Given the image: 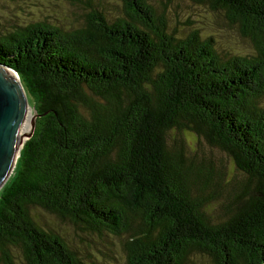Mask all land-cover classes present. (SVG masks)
Wrapping results in <instances>:
<instances>
[{
    "label": "trees",
    "instance_id": "trees-1",
    "mask_svg": "<svg viewBox=\"0 0 264 264\" xmlns=\"http://www.w3.org/2000/svg\"><path fill=\"white\" fill-rule=\"evenodd\" d=\"M62 1L82 11L70 28L43 16L0 34L37 114L0 193V264H264V0H192L251 41L243 56L150 0H118L117 16Z\"/></svg>",
    "mask_w": 264,
    "mask_h": 264
},
{
    "label": "rangeland",
    "instance_id": "rangeland-1",
    "mask_svg": "<svg viewBox=\"0 0 264 264\" xmlns=\"http://www.w3.org/2000/svg\"><path fill=\"white\" fill-rule=\"evenodd\" d=\"M150 2L155 10L159 12L167 10V17L170 20L168 24L172 29L179 32L185 31L186 33L197 31L204 38H213L215 41V49L222 56H225L224 54L228 52L242 56L252 52L251 41L243 37L239 29L230 24L226 17L212 13L210 9L208 10V8L196 5L192 0H150ZM122 8L123 6L120 1L108 0L106 11H108L111 16H117L119 10ZM43 16L53 18L61 22L62 26L65 25L70 28L69 23H72L74 18L77 19V21L82 20V11L71 7L62 0H0V34L12 33L16 30V26L31 21H38V18ZM82 24V22H78L76 27H81ZM30 101L33 100L30 98ZM30 105L34 107L32 103ZM190 137L192 139H188V142L193 149L195 147V139L192 136ZM29 139L31 138L27 137L25 143ZM203 150L207 152L205 156L206 160L219 161L220 154L216 151H211L208 144L203 145ZM20 155L21 152L20 154L18 153L17 159ZM227 182H229V178ZM226 198V195L220 197L218 203L220 204L226 201ZM44 218L51 223V227L55 228L59 233L66 235L69 240H72L76 244L77 249L82 250L86 248L94 250V246L96 245L93 246L88 242L85 239L87 236L82 233V231L80 232L76 229L77 227L75 228L70 222L59 221L51 215H44ZM81 239H83L85 246L81 244ZM99 248L100 253H106L105 249ZM118 257V262L115 261L114 264H124L122 255ZM19 258L21 261H17L16 264H23L22 257L19 256ZM24 264H26L25 261ZM191 264L213 263L207 257L193 255L191 257Z\"/></svg>",
    "mask_w": 264,
    "mask_h": 264
},
{
    "label": "water",
    "instance_id": "water-1",
    "mask_svg": "<svg viewBox=\"0 0 264 264\" xmlns=\"http://www.w3.org/2000/svg\"><path fill=\"white\" fill-rule=\"evenodd\" d=\"M18 74L0 63V189L17 159L21 129L26 119V97ZM34 116L33 131L35 132Z\"/></svg>",
    "mask_w": 264,
    "mask_h": 264
},
{
    "label": "bare ground",
    "instance_id": "bare-ground-1",
    "mask_svg": "<svg viewBox=\"0 0 264 264\" xmlns=\"http://www.w3.org/2000/svg\"><path fill=\"white\" fill-rule=\"evenodd\" d=\"M17 80L20 83L21 88H22V90H23V92L25 94V97H26V108H27L26 109V119H25V122L23 124L22 129H21L20 138H19V145H18V149H17V155H18V153L20 154V152H21V150H22V148L24 146V143H25L26 138L29 137V135L33 131V127L32 126L34 125L33 118L35 116V113H34V108L32 107V105H30V101L28 99L29 98L28 97V94H27V92H26V90H25V88H24L21 80L19 78H17ZM32 122H33V124H32ZM17 161H18V159H16V161H15V163L13 165V168L11 169V172L9 173V175L7 177V180H6L5 184H4V186L6 185L7 181L10 178V176L13 174L14 169H15L16 164H17Z\"/></svg>",
    "mask_w": 264,
    "mask_h": 264
}]
</instances>
